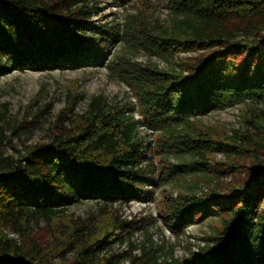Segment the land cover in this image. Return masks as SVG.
<instances>
[{
    "label": "trees",
    "instance_id": "1",
    "mask_svg": "<svg viewBox=\"0 0 264 264\" xmlns=\"http://www.w3.org/2000/svg\"><path fill=\"white\" fill-rule=\"evenodd\" d=\"M91 1L0 0V75L14 69L101 65L110 47L125 40L160 56L202 51L179 70L139 66L132 77L153 129L185 123L242 99L264 102V0H172L169 27L135 32L126 24L124 35L93 23ZM127 109L93 98L76 129H51L48 142L24 145L16 155L4 153L9 128L0 124V264H54L30 234L34 218L50 223L83 200L105 206L147 198L144 187L153 179L141 165L150 146L136 134ZM257 120L253 133L233 138L253 160L230 173L226 189L181 194L171 203L168 219L175 233L207 217L219 220L215 232L181 264H264V155L258 153L264 152V110ZM58 127L56 122L53 128ZM196 141L187 136L180 142L195 154ZM118 226L119 234L106 230L95 235L85 221L62 224L59 236H53L60 247L56 256L65 259L73 252L68 264H118L127 253L99 259L114 241L123 242L130 234L128 222ZM3 230L19 234L20 241ZM131 262L156 264L152 254L131 256Z\"/></svg>",
    "mask_w": 264,
    "mask_h": 264
},
{
    "label": "rangeland",
    "instance_id": "2",
    "mask_svg": "<svg viewBox=\"0 0 264 264\" xmlns=\"http://www.w3.org/2000/svg\"><path fill=\"white\" fill-rule=\"evenodd\" d=\"M171 3L172 0H125L121 4L92 0L90 4L95 6L92 21L117 29L123 35L126 24L132 25L135 32L167 28L173 19ZM200 53L201 50H196L160 56L119 40L110 47L101 65L39 71L14 69L0 75V124L9 128L10 136L5 154L16 155L24 145L48 142L52 131L58 132L63 126L65 130L76 129L75 124L84 120L82 117L93 98L126 106L125 113L135 122L136 134L150 146L148 158L141 165L153 179L144 187L146 199L105 206L83 200L68 206L50 223L39 218L31 220L30 234L44 245L42 254L47 260L68 264L74 258L73 252L67 253L65 259L56 256L60 247L53 236H59L60 225L71 226L78 220L87 222L95 235L106 230L119 234L118 224L123 221L131 225V232L124 235L123 242L116 240L99 254V259H104L113 253H127L118 264H132L131 256L146 258L149 254L154 255L156 264H181L192 252H197L206 236L215 232L219 220L211 216L175 233L168 219L171 203L181 194L202 195L210 188L224 190L231 182L230 173L236 174L241 166L251 163L252 153L240 150L233 138L254 132L252 124L258 122L264 102L242 99L185 123L153 129L132 83L139 66L179 70L181 63ZM69 118H73V124ZM56 122L59 129L53 128ZM187 136L197 140L196 150H192L195 154L185 150V144L180 142ZM205 145L212 148H201ZM258 153L264 155L262 151ZM3 232L17 242L21 239L17 233Z\"/></svg>",
    "mask_w": 264,
    "mask_h": 264
}]
</instances>
